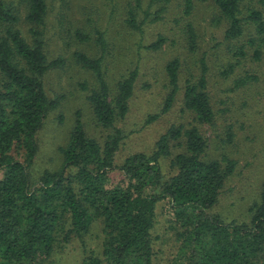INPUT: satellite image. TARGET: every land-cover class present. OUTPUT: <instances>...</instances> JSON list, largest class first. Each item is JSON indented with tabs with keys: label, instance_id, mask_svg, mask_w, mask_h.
<instances>
[{
	"label": "trees",
	"instance_id": "trees-1",
	"mask_svg": "<svg viewBox=\"0 0 264 264\" xmlns=\"http://www.w3.org/2000/svg\"><path fill=\"white\" fill-rule=\"evenodd\" d=\"M132 2L125 6L123 24L138 33L144 24L161 20L167 6L174 9L170 36L158 33L145 46L176 48L163 67L166 91L160 109L144 123L170 109L180 86L181 110L190 120L170 124L149 153H131L116 165L122 134L115 122L127 112L137 69L119 76L110 88L102 62L103 32L93 29L90 35L76 25L67 27L60 12L56 24L65 33L60 44L69 48L89 41L99 53L92 57L73 47L67 58L48 59L46 0H0V264H46L56 249L74 240L82 243L95 222L100 249L84 252L80 264H153L152 230L161 200L165 230L175 242L167 264H264V178L247 222H224L210 211L235 160L225 154L204 157L207 144L198 125L213 120L206 90L209 54L200 49V34L187 19L196 6L209 9L208 24L221 32L219 73L226 77L244 59L264 56V0H147L144 7L142 0ZM20 23L26 25L25 36ZM248 28L252 32L243 39ZM66 61L92 75V86L85 80L76 85L86 92L94 123L106 132L98 138L88 135L76 112L65 144L58 147V167L33 178L35 135L57 101L46 93L43 77ZM234 75V88L256 78L248 70ZM226 139L231 140L230 132ZM162 157L168 160L167 176L159 165ZM113 169L120 174L116 180L110 177Z\"/></svg>",
	"mask_w": 264,
	"mask_h": 264
},
{
	"label": "rangeland",
	"instance_id": "rangeland-1",
	"mask_svg": "<svg viewBox=\"0 0 264 264\" xmlns=\"http://www.w3.org/2000/svg\"><path fill=\"white\" fill-rule=\"evenodd\" d=\"M245 0H243L244 2ZM16 2V0H14ZM132 0H46L47 14L44 27L45 51L48 59L60 54L66 57L69 49L77 48L89 56L99 53L93 42L64 47L60 38L65 36L56 24L58 12L64 15L63 23L76 25L92 35L93 29L103 32L106 40V52L103 57L106 68V80L110 88L114 81L133 68L137 75L133 92L128 100V109L122 119L115 122L121 130L122 139L114 154V163L119 165L131 153H149L155 139L170 124H186L190 117L181 110V86L170 109L157 116L151 122L144 123L146 116L157 113L166 91L163 67L174 55V47L162 45L158 50H148L145 46L156 36H170V18L174 13L172 6H167L165 16L156 23L144 24L141 33L131 30L123 24L125 6ZM142 7L147 0H142ZM133 4V2H132ZM170 5V4H169ZM153 6V5H152ZM209 9L196 6L187 19L200 34V49L207 50V87L209 102L213 111L211 124H200L198 128L206 139V158L219 159L221 154L235 160L231 174L224 179L222 188L211 212L224 222H247L248 207L258 198L261 180L264 178V56L258 61L244 59L240 66L228 76L219 73L221 64L218 56L222 46L221 32L218 27L208 24ZM136 19L141 17L136 12ZM23 36L26 25L19 24ZM251 29H246L245 39ZM60 37V38H59ZM168 43V42H166ZM244 70L253 73L256 78L246 85L234 88L231 77L242 74ZM180 76V85L182 83ZM85 80L90 87L94 83L92 75L77 65L66 61L60 67L50 69L43 77V86L49 97H54L56 106L48 111L35 135L36 150L29 168L30 176L36 178L44 170L52 171L60 163L58 147L65 144L74 114L78 112L84 131L94 137H102L106 130L98 127L92 118L85 100V91L77 88L78 81ZM231 133L227 142L226 133ZM164 176L169 174L168 160L159 159ZM120 176L117 169L110 172L116 180ZM164 201L156 205V218L152 230L154 258L153 264H167L174 250L175 242L170 231L165 230L166 213ZM101 241L100 224L95 222L83 236L82 243L74 240L62 249H56L46 264H80L81 257L87 250L98 252Z\"/></svg>",
	"mask_w": 264,
	"mask_h": 264
}]
</instances>
